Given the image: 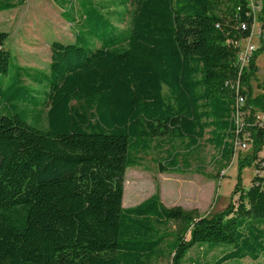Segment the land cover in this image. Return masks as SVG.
<instances>
[{
  "label": "trees",
  "instance_id": "obj_1",
  "mask_svg": "<svg viewBox=\"0 0 264 264\" xmlns=\"http://www.w3.org/2000/svg\"><path fill=\"white\" fill-rule=\"evenodd\" d=\"M24 1L0 0V11ZM71 1L81 12L80 21L64 12L81 26L73 40L50 43L45 70L17 67L5 86L0 79V264H149L163 255L170 222V264L192 247H227L211 264L264 256L256 174L246 189L238 175L236 203L212 216L167 207L157 194L122 206L125 171L140 155L161 154L160 172L187 169L208 134L220 161H231L226 81L251 32L248 0H116L118 26L92 0ZM7 37L0 31L4 76ZM254 158L239 160V172Z\"/></svg>",
  "mask_w": 264,
  "mask_h": 264
},
{
  "label": "rangeland",
  "instance_id": "obj_2",
  "mask_svg": "<svg viewBox=\"0 0 264 264\" xmlns=\"http://www.w3.org/2000/svg\"><path fill=\"white\" fill-rule=\"evenodd\" d=\"M92 1L118 26L115 12L120 7L116 0ZM64 12L76 20H81L78 1L71 0H25L11 10L0 11V31L8 34L4 46L12 57L8 75H0L4 86L17 67L45 70L50 60L52 41L73 40L74 33L81 30V26L69 22ZM251 42L256 51L259 50L254 60L257 66L256 79L251 82V94L256 96L263 91L261 84L264 82V42L257 35H253ZM23 83L35 88L27 79H23ZM207 137L208 134L200 142V148L189 157L190 167L187 169L160 172L154 161L159 159L161 154L150 151L146 155H140V166L127 168L125 171L122 206H135L150 195L157 194L161 203L167 207L178 205L188 210L196 209L202 216H212L223 211L228 205L236 203L239 195L238 175L241 179L238 186L246 189L255 174V158L250 164L243 166L240 172L238 161L249 158L255 152L246 150L235 155L225 165L220 161L214 148L207 143ZM256 154L264 156L263 148ZM174 230L175 225L171 222L160 230L165 234L162 244L163 255L153 258L149 264H170L172 256L170 244ZM226 250L227 247L221 246L205 253L204 247H192L183 264H211ZM239 264H264V256L260 255L256 260L245 258Z\"/></svg>",
  "mask_w": 264,
  "mask_h": 264
},
{
  "label": "built area",
  "instance_id": "obj_3",
  "mask_svg": "<svg viewBox=\"0 0 264 264\" xmlns=\"http://www.w3.org/2000/svg\"><path fill=\"white\" fill-rule=\"evenodd\" d=\"M263 0H248L252 15L250 35L238 42L236 56L237 73L233 79L226 81V86L232 93L231 121L232 136L228 139L233 150V156L246 150L255 151V174L264 177V156L258 155L259 149L264 150V85L261 84L262 93L256 96L251 94V79L246 83L244 74L249 70V63L256 48L252 44L253 35H257L264 42V27L259 20V12ZM245 28V24H241ZM250 95L251 101L248 96ZM262 133V134H261ZM255 164L257 166H255ZM254 174V175H255ZM264 187V181L262 182Z\"/></svg>",
  "mask_w": 264,
  "mask_h": 264
}]
</instances>
